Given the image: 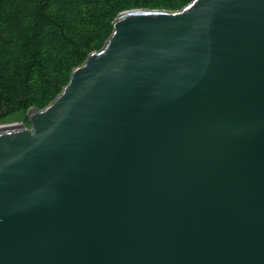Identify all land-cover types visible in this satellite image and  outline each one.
<instances>
[{"label": "water", "instance_id": "1", "mask_svg": "<svg viewBox=\"0 0 264 264\" xmlns=\"http://www.w3.org/2000/svg\"><path fill=\"white\" fill-rule=\"evenodd\" d=\"M112 26L0 124V264H264V0Z\"/></svg>", "mask_w": 264, "mask_h": 264}, {"label": "trees", "instance_id": "2", "mask_svg": "<svg viewBox=\"0 0 264 264\" xmlns=\"http://www.w3.org/2000/svg\"><path fill=\"white\" fill-rule=\"evenodd\" d=\"M190 1L0 0V121L47 105L73 68L103 45L120 11L176 10Z\"/></svg>", "mask_w": 264, "mask_h": 264}, {"label": "rangeland", "instance_id": "3", "mask_svg": "<svg viewBox=\"0 0 264 264\" xmlns=\"http://www.w3.org/2000/svg\"><path fill=\"white\" fill-rule=\"evenodd\" d=\"M104 44V43H103ZM103 45H101V47H102ZM100 47V48H101ZM64 52V51H63ZM65 54L67 53V52H64ZM53 54V53H52ZM68 57V56H67ZM56 59H57V56L54 58V60H53V62L51 63L52 65H54V61H56ZM46 106V105H45ZM44 107V106H43ZM30 108V107H29ZM27 117V113L26 112H19V113H17V114H15V115H12V116H6L3 120H1L0 121V124L1 123H10V122H24V123H26L27 124V122H26V119H27V121H28V118H26ZM29 122V121H28Z\"/></svg>", "mask_w": 264, "mask_h": 264}]
</instances>
